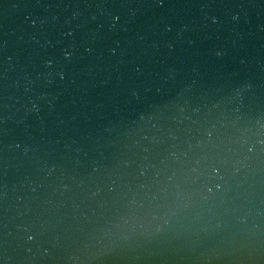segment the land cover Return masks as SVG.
<instances>
[{"label":"water","instance_id":"95a60500","mask_svg":"<svg viewBox=\"0 0 264 264\" xmlns=\"http://www.w3.org/2000/svg\"><path fill=\"white\" fill-rule=\"evenodd\" d=\"M0 264H264V0H0Z\"/></svg>","mask_w":264,"mask_h":264}]
</instances>
